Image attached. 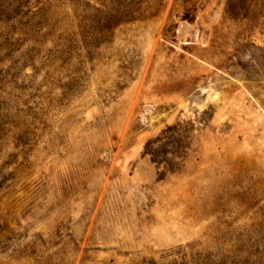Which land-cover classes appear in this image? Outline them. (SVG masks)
Instances as JSON below:
<instances>
[{"label":"rangeland","instance_id":"374dc122","mask_svg":"<svg viewBox=\"0 0 264 264\" xmlns=\"http://www.w3.org/2000/svg\"><path fill=\"white\" fill-rule=\"evenodd\" d=\"M0 264H264V0H0Z\"/></svg>","mask_w":264,"mask_h":264}]
</instances>
